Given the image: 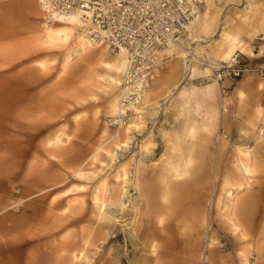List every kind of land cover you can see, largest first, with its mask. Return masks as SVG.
Masks as SVG:
<instances>
[{"label": "rangeland", "instance_id": "obj_1", "mask_svg": "<svg viewBox=\"0 0 264 264\" xmlns=\"http://www.w3.org/2000/svg\"><path fill=\"white\" fill-rule=\"evenodd\" d=\"M196 16L198 70L181 48L164 51L141 125L125 132L107 123L118 50L85 47L79 26L50 40L45 27L62 22L48 23L38 0H0V219L9 213L16 242L3 264H264V74L217 81L201 70L221 60L228 27L231 53L262 60L264 0H201ZM240 147L256 167L238 190ZM188 152L184 175L169 170ZM232 191L248 216L243 239L220 210Z\"/></svg>", "mask_w": 264, "mask_h": 264}, {"label": "built area", "instance_id": "obj_2", "mask_svg": "<svg viewBox=\"0 0 264 264\" xmlns=\"http://www.w3.org/2000/svg\"><path fill=\"white\" fill-rule=\"evenodd\" d=\"M201 0H38L48 23L81 19L82 34L95 45L113 50L124 48L127 63L120 83V109L107 116L119 130L129 123L144 90L157 76L164 51L176 46L184 51L185 63L193 61L189 41ZM208 76L235 81L248 73L264 74V64L236 52L228 60L210 62Z\"/></svg>", "mask_w": 264, "mask_h": 264}, {"label": "bare ground", "instance_id": "obj_3", "mask_svg": "<svg viewBox=\"0 0 264 264\" xmlns=\"http://www.w3.org/2000/svg\"><path fill=\"white\" fill-rule=\"evenodd\" d=\"M197 17V16H196ZM81 19L78 17V15L76 14H72L69 17H67V19H62L60 20L62 23V25L60 24V26H52L50 24H47V26L45 27L46 30V36L48 39L50 40H58V39H62V38H67L69 37L71 34H73V32L75 31L76 27L78 26V23L81 22ZM243 20V17L241 16H234V18H232L231 24L240 29L243 27L241 21ZM56 22V21H55ZM59 25V24H58ZM223 27V26H222ZM195 28V27H194ZM221 30H220V35L218 36L219 39V43L218 45L220 47H217L218 50H221V60L220 61H224V60H228L230 59L232 56H234L236 54V52L238 51H234L233 53H231L233 51V48L236 46L237 42H238V34L237 32H235L232 27H228L224 29V33L222 34L221 37ZM45 36V35H44ZM80 43L82 45H84L85 47L88 45H92L93 43L91 41H89L84 34H80L79 39ZM261 48V52H264V42L260 45ZM231 53V54H230ZM230 56L225 59V56L229 55ZM184 59V58H183ZM185 61V60H184ZM127 63V55H126V51L124 48H121L120 50H118V55L115 57V61H114V68L117 69L118 71H122L125 70V66ZM198 70V66L197 63L195 62H191L190 64V68H189V72H191V74H193L194 72H196ZM201 70L204 72H208L210 73L211 69H210V62H206L204 66L201 67ZM208 73V74H209ZM113 79H115L114 77H112ZM116 81V79L114 80V82ZM216 81V80H215ZM217 82V81H216ZM28 85V84H25ZM183 90V88H182ZM181 90V91H182ZM2 91V90H1ZM144 93V92H143ZM25 94V93H23ZM5 95V94H4ZM143 96V95H142ZM147 97V94L145 95V99ZM18 100L17 97H13V103H16ZM118 100V101H117ZM144 98H141V101H143ZM140 101V102H141ZM150 102V101H149ZM154 102V101H153ZM12 103V102H11ZM12 103V104H13ZM143 103V102H142ZM145 103V102H144ZM147 103V102H146ZM145 103V104H146ZM144 104V105H145ZM14 105V104H13ZM117 106V110L115 113H117L120 109V94H119V98H116V101H114V106ZM149 105L147 104V107ZM141 107H143L142 104H137L134 108L136 109V118L134 120H132L131 122H129L126 126V131L125 132H132L133 129L139 127L141 125V120H143L142 118L143 113L142 110L141 111ZM145 108V107H144ZM15 111V110H14ZM19 111V110H18ZM22 111V110H20ZM19 111V112H20ZM12 112V111H11ZM113 113V114H115ZM17 114V113H16ZM21 114V112H20ZM112 115V114H111ZM14 118V117H13ZM132 119V118H131ZM13 127V126H12ZM6 128V127H5ZM7 129V128H6ZM8 130V129H7ZM12 130H15L14 128ZM127 137V136H126ZM128 142L126 140H123V144H127ZM144 144V143H142ZM118 145H121L120 143ZM142 147V146H141ZM108 151V150H107ZM241 154L238 157V165L237 168L240 172H238V178H236V182L238 183V190L240 189H246L247 185L246 181H245V175L247 176L251 171L254 170L255 166V156L252 155V153L250 152V149L248 148H244V147H240ZM188 156L186 157V160L184 162V164L179 165L176 162H170V167L169 170L173 169V171L175 172V174L182 176L185 174V172L187 171V167L191 166L192 163V154L191 152H188ZM185 166L186 170L182 169V167ZM236 168V169H237ZM168 169V168H167ZM235 169V170H236ZM80 171V170H79ZM82 173V172H81ZM235 175V174H234ZM235 177V176H234ZM164 180H166V174L163 176ZM229 179V178H228ZM167 181V180H166ZM228 182H234L232 179L228 180ZM261 183V182H260ZM225 184V183H224ZM227 184V183H226ZM169 185V184H168ZM235 185V184H234ZM233 185V186H234ZM224 186V185H223ZM164 187V186H163ZM237 187V186H235ZM225 194V193H224ZM228 194V195H227ZM226 194V201L224 202V206L220 207V210L224 211V214L228 217V220L230 221V225L233 227V230L235 231L236 235L238 236L239 239H243L244 236L246 235L245 231L246 228L248 227V225L246 224L247 220H246V215H244L242 207L240 205V202L236 199H234L233 196V191L229 192ZM254 194V192H253ZM197 196V195H196ZM255 196V195H254ZM100 197V196H99ZM239 197V196H238ZM225 198V197H224ZM190 199V198H189ZM196 200V199H195ZM225 200V199H224ZM220 202V201H219ZM219 202H218V206H219ZM223 203V202H222ZM121 206V205H120ZM169 207V206H168ZM196 207V206H195ZM102 208V207H101ZM168 209V208H167ZM247 209V208H246ZM5 210V209H4ZM171 210V209H170ZM2 212V211H1ZM139 212V211H138ZM137 212V213H138ZM170 212V211H169ZM168 211L166 212L167 214L169 213ZM136 213V214H137ZM139 215V214H138ZM169 215V214H168ZM246 216V217H245ZM78 218V217H77ZM76 219V218H75ZM254 219V218H253ZM167 220V219H166ZM197 220V219H196ZM255 220V219H254ZM161 221V220H159ZM164 221V220H162ZM197 222V221H196ZM252 222V221H251ZM256 222V221H255ZM262 224V223H261ZM193 225V224H192ZM252 225V224H250ZM259 226V225H257ZM255 227V226H254ZM261 227V226H260ZM236 237V236H235ZM168 245V244H167ZM246 246H244L245 248ZM244 250V249H243ZM246 254H243L242 256H245ZM243 258V257H242ZM244 259V258H243ZM244 264V263H243ZM246 264V263H245Z\"/></svg>", "mask_w": 264, "mask_h": 264}, {"label": "crops", "instance_id": "obj_4", "mask_svg": "<svg viewBox=\"0 0 264 264\" xmlns=\"http://www.w3.org/2000/svg\"><path fill=\"white\" fill-rule=\"evenodd\" d=\"M255 54H257L256 56L258 58L262 59L261 61H257V62L258 63H264V52L260 53L259 51H257V52L255 51ZM8 215H9V213L3 215V216H5L4 225L1 224L3 220L0 219V264H3L2 262H4L5 254H9V253L5 252L6 249H11L14 246V244H16V242H14L15 240H14L13 234H12L14 226H13V224H11V225L6 224V219L9 217ZM3 216H1V217H3ZM6 216H8V217L6 218ZM2 253L4 254L3 256H1ZM10 257H11V255H10ZM10 257H9V259H10ZM9 259H7V260H9ZM7 260H6V262H8Z\"/></svg>", "mask_w": 264, "mask_h": 264}]
</instances>
